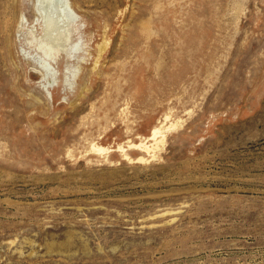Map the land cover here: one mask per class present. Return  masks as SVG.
I'll return each instance as SVG.
<instances>
[{
    "label": "rangeland",
    "instance_id": "374dc122",
    "mask_svg": "<svg viewBox=\"0 0 264 264\" xmlns=\"http://www.w3.org/2000/svg\"><path fill=\"white\" fill-rule=\"evenodd\" d=\"M71 1L49 94L0 0V264H264V0Z\"/></svg>",
    "mask_w": 264,
    "mask_h": 264
},
{
    "label": "bare ground",
    "instance_id": "6f19581e",
    "mask_svg": "<svg viewBox=\"0 0 264 264\" xmlns=\"http://www.w3.org/2000/svg\"><path fill=\"white\" fill-rule=\"evenodd\" d=\"M33 3L34 10H36L37 12L36 22L41 26L42 29L41 34H37L34 28L29 29L23 23L21 24V26L23 28V35L25 36L27 46L29 47V49L35 52V57L36 59L38 58L37 61L45 71L44 75H46V77L48 78V80L46 81L47 83L45 82L43 88L47 91V93L50 94L49 85L54 82L56 77L55 73H57L55 67L51 62H54L58 54L64 51L65 48L68 49L72 47V51H78L79 49L87 50L88 44L82 38L77 43L72 44L74 35L76 34V32L80 34L82 27L81 22L78 20V13L74 8H72L73 6L71 0H33ZM28 14H31L30 11ZM23 18L25 19V17ZM21 49L24 55H26L27 51L23 48ZM21 51H19V53H21ZM72 51L68 49L67 54L71 56ZM28 55L33 56L31 51L28 52ZM88 56V53H84L80 56V58L82 61H86ZM79 71V65H76L72 68V71L70 72L71 75L67 76V82L69 83V86H72L74 84ZM164 129L165 127L163 126L155 127L152 130L151 135L149 136L150 141H152L153 143H140L138 144V150L145 153L147 152L149 156H155L158 149L162 148V146H165L166 144L165 135L166 131H168L170 128H166L167 130ZM98 150L102 151V149L100 148H98ZM140 160H144V158L141 157Z\"/></svg>",
    "mask_w": 264,
    "mask_h": 264
}]
</instances>
